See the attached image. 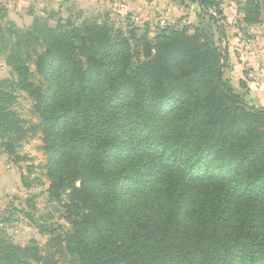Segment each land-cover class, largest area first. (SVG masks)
Returning <instances> with one entry per match:
<instances>
[{
	"label": "trees",
	"instance_id": "16d2710c",
	"mask_svg": "<svg viewBox=\"0 0 264 264\" xmlns=\"http://www.w3.org/2000/svg\"><path fill=\"white\" fill-rule=\"evenodd\" d=\"M195 2L217 23V0ZM51 17L18 37L37 36L31 51L14 43L0 142L14 155L25 136L11 107L14 89L26 91L48 153L49 200L67 196L70 228L45 252L2 240L0 264H55L59 243L70 264H264V109L223 80L226 56L210 35L130 39L107 21L76 26L58 15L50 28Z\"/></svg>",
	"mask_w": 264,
	"mask_h": 264
},
{
	"label": "rangeland",
	"instance_id": "374dc122",
	"mask_svg": "<svg viewBox=\"0 0 264 264\" xmlns=\"http://www.w3.org/2000/svg\"><path fill=\"white\" fill-rule=\"evenodd\" d=\"M217 2L219 13L209 11L216 17L217 23H213L195 0H0V81L16 80L9 62L14 43L31 44L26 46L31 51L37 36H22L20 40L18 37L34 32L35 25L42 27L49 16L50 28L57 23L58 15L63 23L69 20L76 26L107 21L130 39L133 34L152 40L169 29H185L192 35L198 29L210 35L222 59L226 56L223 80L248 105L264 109V0ZM22 47L25 50V45ZM28 65L31 80L41 83L43 78L34 64ZM14 96L11 108L25 136L15 147L14 155L6 154L0 142V243L3 240L19 247L36 245L45 252L53 243L50 238L62 237L69 231L70 225L63 219L67 196L60 197V201L49 200L50 181L45 167L48 153L34 101L19 89H14ZM236 215L240 220V208ZM59 245L56 249L60 253L54 255L53 262L70 264L73 257L63 249L64 243Z\"/></svg>",
	"mask_w": 264,
	"mask_h": 264
},
{
	"label": "water",
	"instance_id": "95a60500",
	"mask_svg": "<svg viewBox=\"0 0 264 264\" xmlns=\"http://www.w3.org/2000/svg\"><path fill=\"white\" fill-rule=\"evenodd\" d=\"M220 70H221V68H220Z\"/></svg>",
	"mask_w": 264,
	"mask_h": 264
}]
</instances>
